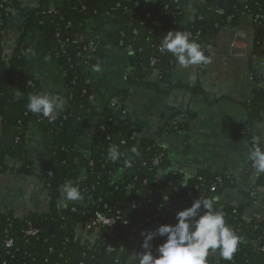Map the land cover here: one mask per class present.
<instances>
[{"label":"trees","instance_id":"16d2710c","mask_svg":"<svg viewBox=\"0 0 264 264\" xmlns=\"http://www.w3.org/2000/svg\"><path fill=\"white\" fill-rule=\"evenodd\" d=\"M46 4L44 0L40 7L31 8L22 7L18 0H0V173L7 172L9 163L14 162L15 169H10L13 173L32 174L27 138L33 125L45 121L42 131L51 159L41 178L51 185L53 194L48 213L33 214L25 219H17L12 213H0V264H120L118 255L110 254L103 246H95L89 252L83 249L76 229L77 223L84 224L88 219L82 209L79 213H72L70 209L60 213L58 209L57 187L63 183L77 186L78 162L82 159L76 149L78 142L85 136L90 120L99 116L91 159L114 158L115 163H107V169L114 170L119 169L124 161L121 153L127 156L134 154L136 159L145 161L157 156L153 153V140H143L139 146L131 140L140 131L137 124L131 123L128 118L118 121L115 110L118 96L124 102L133 88L157 91L164 87L165 92L177 88L178 85L171 81L172 71L184 62V55L189 53L201 63L208 61L206 47L223 28L237 26L244 15L262 18L258 20L261 26L255 27L253 50L259 58L264 57V0H208L204 4V13L199 12L194 22L186 27L180 26L182 11L170 0L155 3L148 0H67L55 5L52 11L44 10ZM11 11L24 17V33L20 47L7 58L3 51L1 20L6 19ZM104 20L115 26L110 37L116 46L122 42L123 48L132 47V71L125 81V89L110 98L104 110L97 115L93 103L94 90L88 80L90 71L104 64L106 48L103 43L85 40L82 36L88 21ZM33 31L42 34L46 49L58 60L69 88V99L64 110L54 116H50L45 103L40 100L41 83L26 74L24 40ZM90 51L93 52L91 58L87 57ZM152 60L157 61L155 66L151 65ZM155 74L159 85L149 82ZM256 83L259 82L256 80ZM246 110L247 121L239 129V135L252 143V164L258 174L256 186L264 188V163L257 165V160L264 156V145L255 143L251 134L252 128L264 121L262 87H256ZM100 126L106 127L105 132L99 130ZM186 129L185 123H178L163 132ZM109 136L118 146L122 140H127L128 144L120 146L118 151H112L107 146ZM148 147H151L149 153L146 151ZM164 162V166H170L167 161ZM84 163L85 168L89 169L88 161ZM95 169H101L100 165ZM134 173L138 172L133 170L131 175ZM97 174L105 176L102 171H97ZM218 176L223 179V184L216 192L208 193ZM178 179H174L175 186ZM164 186L160 193L170 194L176 204L196 186L208 191L202 204L187 202L180 215L163 224L166 232H172L170 239L176 245L175 259L187 264H264V252L260 250L264 246V220L245 221L241 209L217 200L223 191L234 188L231 175L200 171L194 179L188 180L187 187L179 196L172 193V188ZM90 210L91 207L87 209ZM207 219L215 226L213 249L205 242L206 234L203 236L201 232L206 229L202 221ZM30 226L42 232L35 238L27 237L23 232ZM241 239L244 241L240 242ZM10 240L13 246L8 248L6 243ZM109 240L103 235L102 242ZM194 245L199 247L191 249ZM149 249L148 244L146 251L138 252L134 264H150L146 261L150 255ZM214 249L221 253L218 261L208 255Z\"/></svg>","mask_w":264,"mask_h":264},{"label":"crops","instance_id":"0c3cea01","mask_svg":"<svg viewBox=\"0 0 264 264\" xmlns=\"http://www.w3.org/2000/svg\"><path fill=\"white\" fill-rule=\"evenodd\" d=\"M18 1L22 7L38 8L44 0ZM45 1V7H49L67 0ZM177 1L184 12L182 26H186L196 19L199 12H204L203 6L208 0ZM255 26L254 21L246 17L235 27L223 28L206 47L209 55L206 67L186 53L184 62L172 71L171 81L178 85L172 91L165 92L164 87L157 91L133 88L124 102L121 96L116 99V103H122L139 124L142 136L158 140L174 169L187 179H194L200 171L231 175L235 186L223 191L218 201L241 209L245 221H252L255 217L264 220V188L256 186L258 176L252 164V143L239 135V129L247 121L246 105L252 100L254 90L256 87L264 90V57L259 58L253 50ZM23 29L24 17L14 12L2 32L6 57L10 58L20 47ZM114 30L115 26L107 21L87 22L86 36L95 43H103L106 48L104 64L92 69L88 80L94 90L93 103L97 115L104 110L110 98L125 89V81L132 71L130 53L116 46L110 37ZM239 32L249 40L233 47L234 36ZM24 42L26 74L41 83L40 100L45 103L48 113L55 115L64 110L69 99V88L58 60L46 49L39 31L28 34ZM87 55L91 58L93 52ZM149 82L159 85L157 75ZM177 113L189 115L183 122L187 129L165 135L162 130L178 120ZM99 122V116L90 120L86 134L77 146L81 154L91 153ZM44 126L45 121L36 123L28 134V160L33 164L32 174L13 173L10 169H15L14 162L9 163L7 172L0 173V213H12L17 219H25L50 211L51 203L41 178L51 159L42 131ZM251 134L255 143L264 145V121L255 125ZM251 192L257 194V199L249 196ZM211 228L214 230L213 225ZM212 254L221 258L219 252Z\"/></svg>","mask_w":264,"mask_h":264},{"label":"built area","instance_id":"2783aa9c","mask_svg":"<svg viewBox=\"0 0 264 264\" xmlns=\"http://www.w3.org/2000/svg\"><path fill=\"white\" fill-rule=\"evenodd\" d=\"M170 1L175 3L182 11L177 0ZM13 13L14 11H11V14L8 15L6 19L1 20L3 30L8 18ZM182 13L183 21L184 12L182 11ZM220 14H223V12H220ZM246 17L254 21L255 27L261 26L258 22V20L262 19L260 16L254 19L251 16L244 15L243 18ZM182 21L180 24L181 27H186L191 24L189 23L186 26H182ZM189 35L192 37L191 33ZM82 39L87 40L89 38L84 34ZM248 40V36L239 32L234 36L233 47H236L238 43H246ZM118 47L128 51L131 55L132 47L123 48L122 42ZM243 51L244 55L245 49ZM156 63V60H152L151 65L155 66ZM201 64L206 67L208 61L205 60ZM116 104L115 110L118 121L122 122L128 118L131 123L139 126V124L132 119L127 110L123 108L122 103L117 102ZM177 117L178 120L172 125L183 123L188 119L186 113H177ZM40 122L43 121L41 120ZM99 123L95 128L94 136L97 132V128H99ZM167 128L163 129L162 132ZM99 130L103 133L106 127L100 126ZM139 130L140 131L136 132L131 138L137 146H139L143 140H148L142 136L140 126ZM163 133L166 135V132ZM107 139V146L112 151H118L120 146L124 147L128 144L127 140H122L120 146H118L113 143L110 136ZM153 141L155 143L153 153L157 155L154 156L153 159L149 161L143 159L138 160L134 157V154L127 156L125 153H121V159L124 161L119 169L114 170L107 169L108 162L115 163L114 158H108L107 160L102 158L96 161L90 158L91 153L84 155L77 150L82 155V159L78 162L77 186L63 183L57 187L55 192L57 194V204L60 213L67 209H70L72 213H79V210L82 209L84 211L83 215H88L87 221L84 224L77 223L78 226L76 228L77 237L86 252L93 251L95 246H103L110 254L115 253L118 255L120 264H134L138 252L146 251L147 245L149 244L150 255L146 258V261L150 264H187L175 259L176 245L173 240L170 239L172 237V232H166L163 229V224L169 219L180 215L187 202L191 201L193 204L197 205L202 204L204 196L208 191L201 190V188L196 186L188 190L186 192V197L179 200L177 204L172 201L170 194L160 193V189L166 185L168 188H172L171 190L174 195L179 196L182 194V190L187 187L189 179L183 176L180 171L174 169L173 164L168 160L167 153L160 142L158 140ZM146 151L148 153L151 152V147H148ZM84 161H88L89 169L85 168ZM164 161H167L170 166H164ZM263 163L264 156L262 159L257 160V165H262ZM97 165H100L101 169L96 170L95 168ZM136 167L140 169H132ZM133 170H136L138 173L131 175ZM97 171L104 172L105 176L97 174ZM256 175L258 176L257 173ZM49 176L52 177V174L49 173ZM175 178H179L177 186L174 185ZM44 184L48 199L51 203L53 200L51 185L47 184L45 180ZM222 184L223 179L218 176L216 181L209 188L208 193L216 192L217 188ZM249 196L257 199V194L255 192H251ZM90 207L91 210L87 211ZM258 218L259 217H255V220L258 222L263 221ZM202 223L206 225V229H202L201 231L203 236L206 234L205 242L213 249L215 246V226L213 222L208 219L202 221ZM211 224L214 230L211 228ZM177 231H179V229H177ZM41 232L42 230L30 226L23 234L27 237L35 238ZM103 235H105L108 240L110 239L109 242H102ZM243 241V239L240 240V242ZM6 246L8 248L12 247L13 241H8ZM197 247H199V245H194L191 249H196ZM260 250L264 252V246L260 248ZM128 251H130V254H127ZM212 253H218V251L214 249L208 253L209 256L211 255L210 257L218 261L220 258L215 257ZM65 263L67 264V262Z\"/></svg>","mask_w":264,"mask_h":264},{"label":"water","instance_id":"95a60500","mask_svg":"<svg viewBox=\"0 0 264 264\" xmlns=\"http://www.w3.org/2000/svg\"><path fill=\"white\" fill-rule=\"evenodd\" d=\"M53 9H54V5H50L49 7L44 8V10H50V11H52ZM50 230L52 231L53 229L51 228ZM127 254H130V251H128Z\"/></svg>","mask_w":264,"mask_h":264}]
</instances>
